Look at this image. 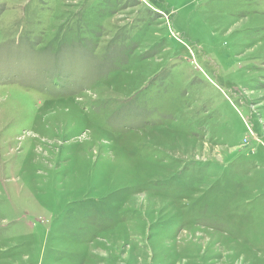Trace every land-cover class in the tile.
Instances as JSON below:
<instances>
[{
	"label": "rangeland",
	"instance_id": "374dc122",
	"mask_svg": "<svg viewBox=\"0 0 264 264\" xmlns=\"http://www.w3.org/2000/svg\"><path fill=\"white\" fill-rule=\"evenodd\" d=\"M0 264H264V0H0Z\"/></svg>",
	"mask_w": 264,
	"mask_h": 264
}]
</instances>
